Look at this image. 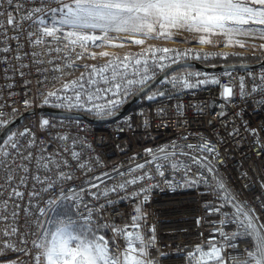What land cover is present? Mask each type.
<instances>
[{"label": "snow or ice", "instance_id": "1", "mask_svg": "<svg viewBox=\"0 0 264 264\" xmlns=\"http://www.w3.org/2000/svg\"><path fill=\"white\" fill-rule=\"evenodd\" d=\"M185 32L200 44H211L213 36L225 37L224 46L244 47L237 36L264 40V0H0V91L15 87L18 79L27 87L35 75L41 106L110 116L130 95L142 93L148 101L171 95L157 85L171 84L173 90L220 85L218 78L200 72L169 71L190 50L150 45L122 56L92 50L144 45L147 39L168 40ZM98 57L106 62L81 63ZM224 74L231 76L227 70ZM238 87L241 97L256 94L264 104V73L253 78L251 87L243 79ZM221 95L233 97L231 81ZM32 103L26 93L25 104ZM195 107L203 112L202 105ZM225 115L221 108L220 117ZM8 123L0 112V126ZM52 127L45 118L38 130L7 129L0 135V256L13 252L28 258L10 264H153L149 249L155 229L145 235L142 205L155 186L151 181L166 172L170 176L163 182L169 186L203 185L213 197L205 205L207 213L220 217L210 222L209 239L188 253L190 261L264 264V191L251 202L241 199L219 172L222 161L213 141L201 137L192 144L185 135L182 142L146 148L142 163L97 175L93 169L99 162L82 156L69 135L38 138ZM250 131L259 144L256 130ZM230 135H238V129ZM77 172L84 177L79 184ZM135 185L140 187L129 191ZM259 187L264 190V182ZM126 200L136 202L133 214L122 217V224L109 220L108 211ZM229 226L234 230L226 232Z\"/></svg>", "mask_w": 264, "mask_h": 264}, {"label": "built area", "instance_id": "2", "mask_svg": "<svg viewBox=\"0 0 264 264\" xmlns=\"http://www.w3.org/2000/svg\"><path fill=\"white\" fill-rule=\"evenodd\" d=\"M154 47L169 48L161 45ZM145 48L147 45L120 52L118 55L122 56L129 52L138 53ZM172 49L187 50L185 47ZM92 50L99 53L100 49ZM193 53L190 51V54L186 58H180L178 63L191 61L192 57H196L192 55ZM106 59L98 57L96 60L81 61V63L102 64L106 62ZM185 72L200 71L182 70L173 75ZM229 72L231 76L225 75V72H200L220 80V85H208L204 88L173 90L171 84L157 85V88L163 87L166 92H171V95L154 101H148L142 97L124 116L116 121L103 124H91L81 119L50 117L39 113L38 110L41 107H48L81 113L97 119L107 118L117 113L135 95L128 96L118 111H114L110 116H101L77 108L54 107L52 103L41 106L39 93L34 87L37 79L34 75L32 83L27 87L22 80L18 79L15 87L3 88L0 91V102L3 104L0 112L11 123L28 111L34 110V115L26 118L23 124L14 131H23L25 128L38 130L39 121L49 119L50 124L53 125L49 135H38V138L47 140L57 134L69 135L77 141V150L82 156L99 162V166L93 169L97 175L102 172L115 175L114 169L117 166L123 171L132 166L134 162L142 163L146 159L144 154L146 148L155 149L171 142H182L185 135L188 137L187 142L192 144L198 143L201 137L211 140L216 144L219 159L222 161L217 165L219 172L227 183L240 193L241 199L251 202L254 197L260 196L264 191L259 187V184L264 182V153L260 151L261 146H264V104L258 102L260 97L256 94L241 97L238 85L243 79L246 85L251 87L253 78H258L264 73V68ZM75 75L78 76L79 72ZM230 81L234 95L230 99H225L221 95L222 86L229 84ZM0 83H3L2 78H0ZM29 89H31L30 93ZM9 91L14 95L9 96ZM26 93H28V98L33 100L31 106L25 104ZM181 105L182 108L178 111ZM196 105L203 106L202 113L197 112ZM221 108L226 113L223 118L220 117ZM12 109L16 111L12 112ZM160 109H164L163 114L159 113ZM7 125L0 127L4 130ZM233 129H238V135L235 137L230 135ZM251 129L256 130L259 144L254 143L256 137L252 135ZM3 130H0V133ZM244 173H247V178H244ZM76 175L80 177V180L75 183L79 184L84 177L80 172ZM169 176L170 174L166 172L165 177H156L151 181L155 186L148 193L149 199L142 205V211L147 214L146 223L143 225L145 235H149L148 229H155L150 234L155 237L149 249L150 258L153 264H194L190 261L188 253L194 251L196 245L204 244L209 239L213 231L210 222L217 221L220 217L210 216L207 213L205 205L212 201L213 197L206 194L207 189L203 185L169 186L163 182ZM176 179L178 180L179 177L177 176ZM246 184H250V187L245 188ZM139 187L140 185H135L129 191ZM135 203L132 200L117 203L107 213L109 220H114L119 224L124 223L125 220L122 217L126 218L128 214H133ZM115 209L119 210L118 213ZM261 219L264 220V214H261ZM198 220L199 223H197ZM232 230H234L232 226L225 228L226 232ZM222 242L218 236L217 243ZM241 247H246V245H241ZM228 252L233 254L232 249H228ZM18 258L25 261L28 259L18 256L17 253L7 252L5 256H0V264H10Z\"/></svg>", "mask_w": 264, "mask_h": 264}, {"label": "rangeland", "instance_id": "3", "mask_svg": "<svg viewBox=\"0 0 264 264\" xmlns=\"http://www.w3.org/2000/svg\"><path fill=\"white\" fill-rule=\"evenodd\" d=\"M235 40H239L243 42L244 47H240L237 44H232L229 46H224L225 37L223 36H213L211 44H200L193 39L192 34L190 33H176L173 39H147L144 45H135V44H127L123 48H100L101 51H108L110 53L118 54L120 52L128 51L130 49H137L143 46H155L161 45L169 48H180L185 47L187 50L196 53V57H192V60H197L203 57H209L212 54H235L240 56H261L264 57V49L260 47V45L264 44V40L261 39H251L245 36H237L234 38ZM187 41V42H181ZM194 56V55H193ZM102 59V58H101Z\"/></svg>", "mask_w": 264, "mask_h": 264}, {"label": "water", "instance_id": "4", "mask_svg": "<svg viewBox=\"0 0 264 264\" xmlns=\"http://www.w3.org/2000/svg\"><path fill=\"white\" fill-rule=\"evenodd\" d=\"M262 65H264V59L256 64H231V65H222V66H205L199 61H185V62H181V63L173 65L171 69H169V71L175 70L172 72L173 74L182 69H192L193 68L196 71L205 72V73H224L226 70L234 71V70H240V69L258 68V67H262ZM159 79H160V76L157 77V80ZM142 97H144L142 93L136 94L124 106H122V108L117 113L107 118L97 119V118L89 117L81 113L62 111V110L52 109L48 107H41L39 108L38 112L43 115L50 116V117L81 119L91 124H103V123L116 121L122 116H124L129 110H131L137 104V102ZM32 115H34V110L28 111L27 113H25V115H22L19 118L13 120L11 123H9L4 130H7V129L15 130L17 127L23 124L26 118H29ZM3 131L0 133V135H3Z\"/></svg>", "mask_w": 264, "mask_h": 264}, {"label": "trees", "instance_id": "5", "mask_svg": "<svg viewBox=\"0 0 264 264\" xmlns=\"http://www.w3.org/2000/svg\"><path fill=\"white\" fill-rule=\"evenodd\" d=\"M263 59L264 57L256 56V55L240 56L235 54H227V55L212 54L209 57L201 56V58L197 59L196 61H199L205 66H222V65H231V64H256L262 61ZM182 70H194V69L192 68V69H182Z\"/></svg>", "mask_w": 264, "mask_h": 264}]
</instances>
